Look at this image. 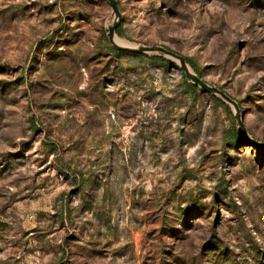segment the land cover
I'll use <instances>...</instances> for the list:
<instances>
[{
  "label": "rangeland",
  "instance_id": "1",
  "mask_svg": "<svg viewBox=\"0 0 264 264\" xmlns=\"http://www.w3.org/2000/svg\"><path fill=\"white\" fill-rule=\"evenodd\" d=\"M116 1L118 39L191 59L264 142V0ZM113 21L0 0V264H264V150L176 64L110 56Z\"/></svg>",
  "mask_w": 264,
  "mask_h": 264
},
{
  "label": "water",
  "instance_id": "2",
  "mask_svg": "<svg viewBox=\"0 0 264 264\" xmlns=\"http://www.w3.org/2000/svg\"><path fill=\"white\" fill-rule=\"evenodd\" d=\"M112 15L114 17V21L111 26L107 28V40L110 44V46L113 49H116L118 51L126 52V53H131V54H138V55H153L156 57H162L178 66V68L181 70L183 73L185 79L187 82L198 89H200L202 92L214 96L218 98L221 102L227 104L228 106L231 107L233 116L236 120L237 124V132L240 137V139L248 146H252L257 149L264 150V142L263 143H258L254 142L249 138V135L247 133V130L244 126L243 123V117L240 113V110L238 108V105L235 101H233L230 97H228L223 91L220 89L214 87V86H209L207 83L202 81L193 71L189 68L188 64L186 63L184 57L167 50L163 47H157V46H151V47H146V46H132V45H118L115 43V39L117 38L116 36V29L119 26L120 23V14L118 11V6H117V1L116 0H107Z\"/></svg>",
  "mask_w": 264,
  "mask_h": 264
},
{
  "label": "trees",
  "instance_id": "3",
  "mask_svg": "<svg viewBox=\"0 0 264 264\" xmlns=\"http://www.w3.org/2000/svg\"><path fill=\"white\" fill-rule=\"evenodd\" d=\"M116 35L120 36V31L118 29H116ZM108 50V54L110 56H113V57H116V56H128V57H131V58H146V59H149V60H152L154 62H156L157 64L161 65V66H173L171 64L170 61L162 58V57H156V56H152V57H148L147 55H138V54H131V53H126V52H122V51H118L116 49H113L112 47H107ZM186 63L193 69V71L195 72V74L198 76V73L193 65V62L191 59L189 58H184ZM182 84H183V87L184 89L186 90V92L190 95V96H195L196 94V91H197V87L189 84L185 78L182 76ZM216 101L220 102L217 98H215L214 96H212ZM221 104H223L222 102H220ZM232 130V138H231V144H238L239 141H240V138L237 134V132L231 128Z\"/></svg>",
  "mask_w": 264,
  "mask_h": 264
},
{
  "label": "bare ground",
  "instance_id": "4",
  "mask_svg": "<svg viewBox=\"0 0 264 264\" xmlns=\"http://www.w3.org/2000/svg\"><path fill=\"white\" fill-rule=\"evenodd\" d=\"M115 43L118 44V45H128V43H126L123 40H120L118 38L115 39Z\"/></svg>",
  "mask_w": 264,
  "mask_h": 264
}]
</instances>
